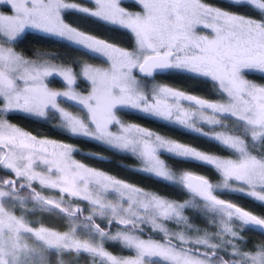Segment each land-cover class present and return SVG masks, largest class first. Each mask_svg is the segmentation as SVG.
Returning a JSON list of instances; mask_svg holds the SVG:
<instances>
[{"label": "snow or ice", "instance_id": "obj_1", "mask_svg": "<svg viewBox=\"0 0 264 264\" xmlns=\"http://www.w3.org/2000/svg\"><path fill=\"white\" fill-rule=\"evenodd\" d=\"M34 35L86 58L29 54L19 45ZM162 73L193 77L211 95ZM129 112L217 150L131 122ZM79 139L130 157L132 171L185 198L83 162ZM224 194L264 207V0H0V264H264V240L246 238L264 236V213ZM37 212L63 226L33 223Z\"/></svg>", "mask_w": 264, "mask_h": 264}, {"label": "trees", "instance_id": "obj_2", "mask_svg": "<svg viewBox=\"0 0 264 264\" xmlns=\"http://www.w3.org/2000/svg\"><path fill=\"white\" fill-rule=\"evenodd\" d=\"M215 2L223 4L225 3V0H215ZM19 46L24 48L25 50H28L29 54H31L30 50L32 49L36 52H41V53H56L60 59H64V60H69L74 58L77 59L86 58V57H81L79 53L74 52V50L67 47L61 42H58L50 38H45L39 35H34L30 39L22 40ZM159 79L163 80L164 82L171 83L176 87H181L184 88L185 90L194 92V94L211 95L210 90L202 82L198 81L193 77L180 75V74L167 73L165 75L159 76ZM60 85L61 84L57 81L53 86L60 87ZM125 118L130 119L131 122L140 123L142 126L147 127L153 131H156L170 138L181 140L182 142L185 143L198 145L210 151L217 150L216 145L202 138H198L190 133H185L182 130L173 128L172 126L163 125L159 121H153L152 119L143 117L139 114L129 112L125 114ZM19 123H21V125L25 127L28 131H31L38 135L49 136L56 139H63V137L56 135L57 132L55 130H52L46 125L29 122L28 120L20 121ZM73 142L78 143L79 144L78 146L81 148V153L77 158L82 159L83 162L91 166L97 167L101 170L108 171L111 174H115L120 178L138 184L142 187H145L146 189L158 191L161 194L167 195L175 199H183L186 196V194L178 186L169 185L163 181L155 179L154 177L132 171L130 168L134 167L133 164H135L136 161L128 156L121 155L113 150L106 148L101 144L95 143L90 140L79 139V140H74ZM88 152H98L106 156V160L94 159L86 154ZM168 159L170 160V163H173L174 166H176V168L178 169L192 170L205 175L211 174V170L204 166L197 164H185V162L183 161H176V160H172L171 158ZM224 195L226 196V198H233L236 200L238 199V197H232L229 196L228 194H224ZM244 204L246 206L252 207V209L257 213L259 212L264 213V207L259 206V204H256L250 200L243 201V205ZM192 215H193V221L195 223L201 225L205 223L203 217H201L199 214H192ZM29 219H31L33 223H36L39 220L49 226H60V227L63 226L62 221L58 220L54 215L50 213L37 212L34 215L30 216ZM246 238L249 241V246H251L252 244H257L262 240H264V239L260 240L257 237L251 235L250 233L247 234ZM108 247L116 252L121 251L119 246L115 244H109ZM68 264H76V262L69 260ZM79 264H86V262L80 261Z\"/></svg>", "mask_w": 264, "mask_h": 264}, {"label": "flooded vegetation", "instance_id": "obj_3", "mask_svg": "<svg viewBox=\"0 0 264 264\" xmlns=\"http://www.w3.org/2000/svg\"><path fill=\"white\" fill-rule=\"evenodd\" d=\"M247 201L248 199L247 198H245V197H238V199L236 200L238 203H240L241 205H243V201ZM254 203H256V202H254ZM256 204H258V203H256ZM245 205V204H244ZM243 205V206H244ZM245 207H247V208H249V210H252V211H254L253 209H252V207H250V206H246L245 205ZM254 212H256V211H254ZM251 235H253L254 237H257L258 239H264V236H261V235H259V234H257V233H255L254 231H250L249 232Z\"/></svg>", "mask_w": 264, "mask_h": 264}, {"label": "rangeland", "instance_id": "obj_4", "mask_svg": "<svg viewBox=\"0 0 264 264\" xmlns=\"http://www.w3.org/2000/svg\"><path fill=\"white\" fill-rule=\"evenodd\" d=\"M60 83V82H59ZM61 86V85H60ZM132 113H135V112H132ZM135 114H139V113H135ZM140 115V114H139ZM151 119V118H150ZM256 203H258V202H256Z\"/></svg>", "mask_w": 264, "mask_h": 264}, {"label": "water", "instance_id": "obj_5", "mask_svg": "<svg viewBox=\"0 0 264 264\" xmlns=\"http://www.w3.org/2000/svg\"><path fill=\"white\" fill-rule=\"evenodd\" d=\"M165 74H167V73H162V74H160L159 76H162V75H165Z\"/></svg>", "mask_w": 264, "mask_h": 264}]
</instances>
